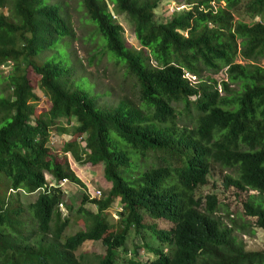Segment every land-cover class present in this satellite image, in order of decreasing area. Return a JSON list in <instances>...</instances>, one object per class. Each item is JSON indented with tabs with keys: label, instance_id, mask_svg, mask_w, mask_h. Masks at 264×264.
Listing matches in <instances>:
<instances>
[{
	"label": "trees",
	"instance_id": "obj_1",
	"mask_svg": "<svg viewBox=\"0 0 264 264\" xmlns=\"http://www.w3.org/2000/svg\"><path fill=\"white\" fill-rule=\"evenodd\" d=\"M171 3L186 9H166L162 20L155 19L159 7ZM78 5L102 53L135 76L139 105L123 99L99 107L88 91L93 85L75 78L61 44L71 28L60 2L0 0V11L6 8V14L0 12V66L12 64L6 77L11 93L0 97V264H93L79 262L73 253L82 243L98 241L105 248L98 264H114V251L125 246L131 230L137 237L150 231L161 246L135 247L127 264H264V251H247L238 242L235 232L244 225L214 216L216 195L193 196L212 166L220 167L226 171L223 187L242 196L244 215L264 232V66L259 64L264 0H78ZM117 16L131 22L140 49L126 44ZM44 52L51 54L38 60ZM27 68L39 76L48 99L37 115L23 106ZM223 69L221 94L206 75ZM173 102H182L184 111ZM183 115L188 120L180 122ZM50 132L74 138L63 142L62 153L77 163H102L111 183L102 199L90 200L97 209L89 214L91 224L63 241L68 219L56 224V233L50 230L53 217L59 219L62 190L49 187L46 176L82 184L66 156L58 159L48 146ZM84 135L81 147L77 140ZM150 154L159 165L142 169L140 160ZM35 194L33 202H22ZM86 202L84 195L80 204ZM116 202L121 211L115 231L103 237L108 228L103 214ZM144 216L169 227L145 224ZM139 248L155 258L142 262Z\"/></svg>",
	"mask_w": 264,
	"mask_h": 264
},
{
	"label": "rangeland",
	"instance_id": "obj_2",
	"mask_svg": "<svg viewBox=\"0 0 264 264\" xmlns=\"http://www.w3.org/2000/svg\"><path fill=\"white\" fill-rule=\"evenodd\" d=\"M61 3L62 9L68 17V22L71 28V36L61 41L63 48L68 53L72 66L76 68L75 78L83 77L85 87L88 83L92 84V88H88L91 95L95 97V102L97 106L102 108H108L115 106L120 100L128 99L134 102V104L139 105V91L138 82L135 76L127 72L125 67L116 63L114 60L107 57L105 53H102L100 48L96 45V40L92 39L93 26L87 23V17L84 15L82 9L78 5V0H56ZM168 10L170 12H181L186 9L183 5L171 3L169 6L162 5L156 11L154 17L157 20H162L163 13ZM0 12L6 14V8L2 9ZM164 18V17H163ZM250 22L249 19L245 20ZM116 22L120 24L123 28V37L126 44L134 49H140V45L136 40L133 33V26L130 21L127 20L125 16H117ZM51 52L42 53L38 60H42L45 56H50ZM61 58L66 56L65 52L59 51ZM92 55H96L93 61L90 62L89 59ZM237 62H240V58H237ZM260 65L264 66V58L260 60ZM12 71V64L10 62L0 66V97H8L11 93L8 87V82L6 77ZM27 75L29 84L27 88L22 92L23 106L33 114H39L41 111L46 110L48 99L44 93L39 89V76L31 69L27 68ZM213 80H215L218 85L217 89L221 93L219 83L221 81H226L225 69L221 70L217 74H207ZM193 80V79H192ZM88 82V83H87ZM234 88V86H230ZM223 94V93H221ZM191 100H195L192 98ZM172 106L178 111H184V104L182 102H173ZM195 110L190 107L188 114L191 118L195 115ZM1 117V116H0ZM186 115L180 118V122L185 120ZM188 120V117H186ZM182 122V123H183ZM71 125H74V120H72ZM188 127L192 126L191 123L186 124ZM50 142L49 146L52 151L56 154L58 159H62L66 156L67 162L69 164L70 170L73 174L80 180L82 185H77L75 183H62L59 187L62 190V206H58L57 213L59 215L58 222L56 221V216L50 224V230L56 233V224L68 219L67 226L62 230L61 241L68 236H72L79 231H84L91 224V216L89 214H95L97 209L95 205L90 203L93 200L94 191L101 190L104 194L110 188V183L106 182L103 177V164L99 163L95 166L90 164H81L73 160L69 153L63 154V142H72L73 139L69 135H56L53 132L49 133ZM83 139L78 140L80 146H84ZM141 168L151 169L159 165V161L150 154L145 159H141ZM226 173L218 166H212L209 175L206 177V182L202 186H198L193 192L194 199L196 200L199 196H206L209 194H214L217 197V212L214 216L220 219L225 224H231L230 220L235 221L237 227L239 225H244L243 229L239 228L235 232V236L240 242L244 249L247 251H264V232L260 229L254 227V219L246 217L243 213L241 200L242 196H237L232 189H225L222 185V178ZM48 182L53 183L54 181L50 175L46 176ZM84 195L88 196V202L85 204H80L82 197ZM37 197V194L30 195L25 198H21L25 204L33 202ZM103 198V197H102ZM101 198V199H102ZM204 200L201 202V208L204 209ZM121 211L120 204L116 202L110 208H108L103 216L107 223V231L104 233L103 237L110 236L115 231V225L119 219V212ZM24 216H29L23 214ZM24 216H22V221H25ZM145 224H156L159 228L168 229L169 225L163 221H153L147 216H144ZM30 228V225L27 226ZM242 230V231H241ZM53 237V234L49 236ZM143 244L148 245L150 248H157L161 246L155 237L148 230H143L140 236L131 230L127 235L125 246L114 251V264H127L130 252H132L135 247L143 246ZM164 252H168V247H162ZM138 258L144 262L146 260H153L155 256L148 252L146 249H138ZM74 257L82 263H93L98 264L101 257L105 254V248L101 241L98 242H85L79 245L74 251Z\"/></svg>",
	"mask_w": 264,
	"mask_h": 264
},
{
	"label": "clouds",
	"instance_id": "obj_3",
	"mask_svg": "<svg viewBox=\"0 0 264 264\" xmlns=\"http://www.w3.org/2000/svg\"><path fill=\"white\" fill-rule=\"evenodd\" d=\"M194 80V79H193ZM79 140V139H78ZM78 140H77V142H78ZM48 146H49V143H48ZM84 146H85V143H84ZM50 147V146H49ZM63 180H66V182H69L67 179H63ZM63 180H61L60 182H58V183H56V182H54V184L53 183H50V182H48L50 185H49V187H52V188H59V187H61L60 185H62V183H66V182H63ZM105 180V179H104ZM48 181V180H47ZM106 181V180H105ZM107 182V181H106ZM109 183V182H108ZM110 185H111V183H110ZM111 187V186H110ZM110 189V188H109ZM108 189V190H109ZM17 191V190H16ZM16 191H13V190H9V192L10 193H15ZM96 192H100V196H98L97 194H96ZM103 197V192H101V190H96V191H94V197L93 198H95V199H93V200H100L101 198ZM58 206H62V204H59Z\"/></svg>",
	"mask_w": 264,
	"mask_h": 264
},
{
	"label": "built area",
	"instance_id": "obj_4",
	"mask_svg": "<svg viewBox=\"0 0 264 264\" xmlns=\"http://www.w3.org/2000/svg\"><path fill=\"white\" fill-rule=\"evenodd\" d=\"M63 182H66V180H63ZM96 194H97L98 196H100V192H96Z\"/></svg>",
	"mask_w": 264,
	"mask_h": 264
}]
</instances>
